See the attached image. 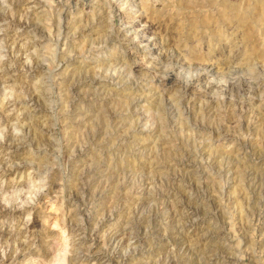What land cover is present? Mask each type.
<instances>
[{
	"label": "rangeland",
	"instance_id": "rangeland-1",
	"mask_svg": "<svg viewBox=\"0 0 264 264\" xmlns=\"http://www.w3.org/2000/svg\"><path fill=\"white\" fill-rule=\"evenodd\" d=\"M0 264H264V0H0Z\"/></svg>",
	"mask_w": 264,
	"mask_h": 264
},
{
	"label": "bare ground",
	"instance_id": "bare-ground-1",
	"mask_svg": "<svg viewBox=\"0 0 264 264\" xmlns=\"http://www.w3.org/2000/svg\"><path fill=\"white\" fill-rule=\"evenodd\" d=\"M19 24H20V23H19ZM30 25H31V24H30ZM7 139H9V137H7ZM7 139H6V140H7ZM9 140H10V139H9ZM10 142H11V141H10ZM5 144L7 145V147H8V146H10V147H14V148L17 147V146H15V145H12L11 143L8 144L7 141L5 142ZM10 149H11V148H10ZM14 150H15V149H14Z\"/></svg>",
	"mask_w": 264,
	"mask_h": 264
}]
</instances>
